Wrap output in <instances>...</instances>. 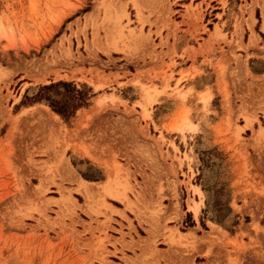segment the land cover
<instances>
[{"label": "rangeland", "instance_id": "374dc122", "mask_svg": "<svg viewBox=\"0 0 264 264\" xmlns=\"http://www.w3.org/2000/svg\"><path fill=\"white\" fill-rule=\"evenodd\" d=\"M226 3L0 0V264H264V86L204 128L230 136L227 150L195 135L189 107L197 130L174 128L180 86L135 81L121 89L138 88L130 105L103 86L115 63L132 69L167 43L174 19L225 38ZM57 81L93 94L66 121L30 102ZM78 150L103 169L72 160L76 171Z\"/></svg>", "mask_w": 264, "mask_h": 264}, {"label": "crops", "instance_id": "0c3cea01", "mask_svg": "<svg viewBox=\"0 0 264 264\" xmlns=\"http://www.w3.org/2000/svg\"><path fill=\"white\" fill-rule=\"evenodd\" d=\"M226 2V5L220 7V11L217 12L222 15V21H217V24L221 28L220 24L223 22L221 34H225V38L217 34L214 26L209 27L211 34L204 32L202 35L192 36L189 33L190 27L187 28L185 22L174 19L177 25L170 26L167 43L155 47L151 56H145L142 60H138L137 64L133 63L132 69L127 62L122 65L115 63L108 71L109 85L104 83L103 86H121L120 89L115 87L116 91H112L120 99L121 105L123 102L130 105L132 95L137 94L134 101L140 99L138 88L136 90L134 88L133 91L128 89L131 93L129 97L121 90L129 86H139L135 81L147 85L180 86L184 97H181L183 102L179 98L176 99L175 109L178 110L183 106L179 110V115L184 108L189 107L191 117L196 116L193 119L199 126L195 135L203 133L201 139L206 144L217 145L218 149L227 150L230 136L204 128L212 123L225 121L230 110L240 104L241 89L246 86H264V37L259 32L264 33L262 28L264 0H226ZM251 31L254 33L252 42L249 38ZM233 32L236 33L233 35ZM161 33L165 34L166 30L162 29ZM158 40L155 37L154 43L158 44ZM91 82L100 83L97 78H92ZM100 94L98 92L93 98L96 99ZM205 98L209 99L207 103L203 101ZM155 106L152 107V114L156 110ZM166 149L170 154L173 152L169 146H166ZM76 152L79 153L71 157L72 159L69 158L74 169L72 160H85V164L103 169L99 157L93 160L81 150ZM77 173L81 176L79 172ZM81 178L83 179L82 176ZM201 209L202 206L197 217Z\"/></svg>", "mask_w": 264, "mask_h": 264}, {"label": "trees", "instance_id": "16d2710c", "mask_svg": "<svg viewBox=\"0 0 264 264\" xmlns=\"http://www.w3.org/2000/svg\"><path fill=\"white\" fill-rule=\"evenodd\" d=\"M93 94L78 90L70 82L57 81L38 87L30 102H44L65 121L85 107Z\"/></svg>", "mask_w": 264, "mask_h": 264}, {"label": "bare ground", "instance_id": "6f19581e", "mask_svg": "<svg viewBox=\"0 0 264 264\" xmlns=\"http://www.w3.org/2000/svg\"><path fill=\"white\" fill-rule=\"evenodd\" d=\"M41 79V78H40ZM208 98H205L203 101L205 102V103H207L208 102ZM43 106V105H42ZM45 108H49V107H45ZM48 110V109H47ZM189 111V110H188ZM188 111H187V109H186V111L184 112V114H183V116H182V123L181 124H176L175 126H174V128L176 129V130H178L179 132H181V133H185V132H187V131H196L197 130V125L196 124H194L190 119H189V115H188ZM51 113V112H50ZM49 113V114H50ZM52 114V113H51ZM53 116V115H52ZM87 154V153H86ZM64 165V164H63ZM66 165H67V163H66ZM67 170V169H66ZM68 170H70V169H68ZM199 205H198V203H196L194 206H193V210H194V212L195 213H197L198 212V210H199ZM194 228H192V229H190V232H194Z\"/></svg>", "mask_w": 264, "mask_h": 264}]
</instances>
